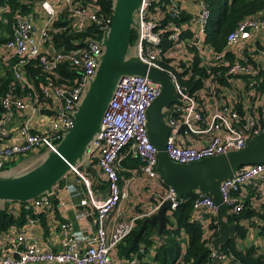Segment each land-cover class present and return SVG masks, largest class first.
<instances>
[{"label": "built area", "instance_id": "built-area-1", "mask_svg": "<svg viewBox=\"0 0 264 264\" xmlns=\"http://www.w3.org/2000/svg\"><path fill=\"white\" fill-rule=\"evenodd\" d=\"M160 1H141L137 11L139 42L136 45L139 57L165 70L176 89L178 101L168 107L167 121L172 129L165 148L167 155L175 162L190 163L242 149L248 136L264 131V18L253 15L240 21L226 35L224 48L217 51L206 41L210 18L206 0H167L159 4ZM40 4L46 15L40 17L35 11L18 15L12 37L0 46V54L6 53V58L13 63L19 83L32 88L31 101L11 93L2 98L4 111L0 116V131L8 136V125L16 113H23V124L17 140L5 142V137L0 138V168L15 158L55 148L65 133L74 128L76 120L69 112L76 110L88 89L89 79L99 67L102 39H90L85 45L57 50L53 34L62 32L65 27L83 32L93 24L102 26L103 30L113 21V15L101 17L94 2L43 0ZM59 4L69 9L71 17L66 26L58 28L55 21ZM7 8L0 7L1 10ZM195 57L199 58L198 67L204 68L206 75L196 74L201 86L191 90L183 81L190 77ZM32 59L38 60L46 71L41 95L23 71ZM62 63H67L75 73L74 80L60 72ZM159 91L158 83L143 76H127L119 83L101 131L86 153L97 169L99 184L106 183V194L96 192L93 179L85 175L84 167L72 168L71 172L78 175L76 183H68L69 176H66L64 186L69 198L79 201L75 205L74 222L59 224L60 250L46 247L35 229L36 225L41 226L40 215L51 211L48 194L27 203H8L9 211L16 217L24 210H32L35 216L28 219L26 228L18 230L12 225L6 239L0 233V264H140L139 255L116 259L114 252L132 232L137 220L153 218L164 201L171 202V211L180 203L175 199L174 190L165 185L158 173V151L147 133V109ZM46 108L53 113L44 111ZM36 119L40 121L34 127ZM205 132L211 136L202 145L185 140L189 134ZM128 156L141 160L143 174L130 177L126 186L137 178L152 187L160 186L162 191L153 192L148 205L120 219L128 190L120 183L119 171ZM78 185L84 186V190ZM248 186L264 196V163L241 167L222 183V195L232 214L244 208L243 197L249 191ZM61 188L60 184L57 199ZM233 192L238 195L232 196ZM197 193L194 216L206 227L215 217L216 206L211 196ZM69 204L74 206L72 202ZM61 205H66L64 200ZM112 218L115 221L110 225ZM3 242L7 247H2ZM144 251L141 248L139 253ZM180 259L177 264H183ZM219 260H227V255L222 253Z\"/></svg>", "mask_w": 264, "mask_h": 264}, {"label": "water", "instance_id": "water-1", "mask_svg": "<svg viewBox=\"0 0 264 264\" xmlns=\"http://www.w3.org/2000/svg\"><path fill=\"white\" fill-rule=\"evenodd\" d=\"M141 1L114 0L112 24L103 28L100 42L103 54L97 72L89 79L88 89L76 110L69 112L76 120L74 128L65 133L55 148L46 149L47 155L41 162L25 165L18 170H0V201L27 203L48 194L50 208L55 209L56 190L73 167L81 166L90 172H97L86 153L101 131L104 116L119 83L127 76L147 77L160 85L157 98L147 109V133L158 151V173L166 186L174 190L176 200H181L192 190L212 197L218 225V233L211 241L212 260L215 264H221L219 256L222 246L235 240L237 234L236 226L228 222L233 214L229 211V204L224 201L221 185L241 167L264 163V131L248 136L245 146L239 150L190 163H179L169 158L165 148L172 127L167 117L169 105L178 101L175 86L165 70L151 66L139 57L136 45L139 38L134 43L136 54L128 55L133 29L139 30L135 13ZM1 137L5 135L0 131ZM170 204L169 200L164 201L151 219L159 221V230L162 229V221L166 218Z\"/></svg>", "mask_w": 264, "mask_h": 264}, {"label": "trees", "instance_id": "trees-1", "mask_svg": "<svg viewBox=\"0 0 264 264\" xmlns=\"http://www.w3.org/2000/svg\"><path fill=\"white\" fill-rule=\"evenodd\" d=\"M25 1L0 0V7H8L5 10L0 9V46L5 45L12 37L17 16L31 12L34 6L33 0H27L31 4L29 6L25 4ZM37 1L41 2L43 0ZM85 1L96 3L99 7L98 14L101 17L113 15L114 0ZM162 1L167 0H161L159 4ZM206 2L210 9L206 41L217 51L224 48L226 35L240 21L253 15H260L264 18V0H206ZM57 7L59 16L55 21V26L58 28L64 27L70 22L71 13L63 5L59 4ZM182 15L185 17V14ZM102 37V26L98 24L88 26L83 32H76L70 27H65L62 32L53 34V43L55 49L64 50L78 45H85L90 39L101 40ZM137 38L138 31L133 29L131 44H134ZM198 62L199 58L195 57L192 73L187 80L183 81L191 90L201 86V82L196 80L195 75L199 74L201 77L206 75L205 69L198 67ZM59 70L65 78L74 80L75 73L67 63L60 64ZM212 70L214 71V67ZM23 71L25 76L32 82L33 87L36 88L37 93L41 95V87L45 83L46 71L40 66L39 61L36 59L30 60L24 66ZM30 92H32V88L22 86L16 79L13 63H11L4 74L0 76V116L4 111L2 106L4 95L11 93L14 97L31 101ZM41 100H44V98ZM44 111L53 113L47 108ZM17 159L20 158L13 160ZM141 165L142 162L139 158L131 156L125 158L121 163L122 169L119 171L121 185L124 178L131 176V172L127 171V168H140ZM7 166L8 164H5L0 169H6ZM60 184L63 187L65 180L63 179ZM97 186L95 184L94 189ZM251 186L247 195L243 197L244 208L228 219L229 223L236 226L237 234L235 240L228 241L222 246V253L227 255V260L220 261L221 264H264V253H258V248L255 245L247 243L242 245L239 243V241H244L247 238L252 227L263 235L264 196H261ZM106 187V183H104L101 185L100 190H106ZM231 195L237 196L238 192H233ZM197 196L196 190H192L182 197L176 209L166 211V218L162 221L161 231H159V221L157 219L143 218L137 220L132 232L119 244L116 258L130 259L135 255H139L141 259L142 254L139 251L142 246H145L147 252L153 249L155 252L154 259L158 261V264H177L180 258L183 264H215L212 260L211 240L218 233V225L215 217L206 227L195 218L193 203ZM8 203L0 201L1 234L6 233L14 224L23 226L30 217L35 216L32 210H24L19 217H16L9 211ZM44 214L42 213L40 217L45 224Z\"/></svg>", "mask_w": 264, "mask_h": 264}, {"label": "crops", "instance_id": "crops-1", "mask_svg": "<svg viewBox=\"0 0 264 264\" xmlns=\"http://www.w3.org/2000/svg\"><path fill=\"white\" fill-rule=\"evenodd\" d=\"M40 3H41L40 1L33 0L34 6L32 5L33 8L31 10V12L35 11V12H37L38 15H40V17H43L46 14H45L44 10L41 8ZM25 4L28 6L31 5L27 0L25 1ZM26 14H28V12H26ZM40 22H41V20L39 19L38 23H40ZM10 63H11L10 60H8L6 58V53L3 52L2 54H0V76H2L4 74L6 68H8L10 66ZM39 121H40V119H36L32 125L35 127ZM22 124H23V113L22 112L16 113L12 122L8 125V128H9L8 131L9 132H7L8 134H6L8 136H5V138H4L5 142H13V141L18 139V131L21 128ZM210 136H211V134L208 132L192 133V134H189L188 136H186L185 140L189 144L202 145L203 143H205L208 140V138ZM1 138H3V137H1ZM31 154H34V153H31ZM15 161L16 160H11L10 162H8L7 163L8 166L6 168L8 169L9 165ZM0 170H2V169H0ZM127 171L131 172L130 177L142 176V174H143L142 170L140 168H127ZM84 173H85V175L87 174L86 176H91V178L93 179V185H95V184L98 185L97 188L95 189L97 193H100L101 195L106 194V190H100L101 185L99 184L100 179H99V177H97V176H99L98 172L93 173V172L88 171L85 168ZM68 176H69L68 177V181H69L68 183H71V182L76 183V176H78V175L71 172ZM130 177L124 178V182H123L124 187L127 185L128 179ZM78 186L84 190V186H82V185H78ZM249 187L250 186H248V190H250ZM126 188L128 190V197L122 203V206L120 209L121 215L119 216L120 219L128 218L133 213L138 212L140 210L141 206H146L151 202L149 197L153 192H161L162 191V188L160 186L152 187V186H150V184H146L137 178H135L134 182L130 183V185L126 186ZM58 197H59V199H58V204H57L56 208L51 210V211L43 212V213H45L44 214L45 224L43 223V219L39 218V219H41L40 220L41 226L40 227H37V225L35 226L36 232L39 235V237L41 238L42 243L46 247L53 249V250H60V248H61V236L59 233V224L62 222H65V221H70L71 223L74 222L73 218H74V214L76 213L75 205L79 201L78 198H75L73 200H71L69 198V195L67 193V190L65 189V186H63L61 189H59ZM63 200L66 203L65 206L61 205V202ZM71 202L74 204L73 207L71 206V204H69ZM114 221H115V219L112 218L110 225H112L114 223ZM27 225H28V220L23 226H18L16 224L13 226H16L17 227L16 229L19 230L22 228H26ZM10 229L6 233H8L10 231ZM159 231H161V229ZM6 233L3 234V235H5V237H4L5 239H6ZM12 236H14V234H12ZM245 240H247V242L239 241V243L242 245H244L245 243L253 244L258 248V253H264V233H263V235H261L259 232H257V229L252 227ZM2 247L3 248L7 247L6 242H3ZM141 248L145 249V246H142ZM141 254H142V258L140 259V264H158V261H155V259H154L155 252L153 251V249H150L148 252L145 250L144 253H141ZM114 256L115 257L118 256L117 250L114 252ZM116 259H119V258L117 257ZM228 264H232V263H228Z\"/></svg>", "mask_w": 264, "mask_h": 264}, {"label": "rangeland", "instance_id": "rangeland-1", "mask_svg": "<svg viewBox=\"0 0 264 264\" xmlns=\"http://www.w3.org/2000/svg\"><path fill=\"white\" fill-rule=\"evenodd\" d=\"M135 20H138L137 12L135 13ZM135 54H136V46H135V44H131L128 55L130 56V55H135ZM46 155H47L46 149H43L41 152H38V153L27 154L26 157H21L20 159L16 160L15 162H12L9 165L8 169L18 170V169H21L25 165H30L33 163H39L42 160H44ZM244 241L247 242V240H244Z\"/></svg>", "mask_w": 264, "mask_h": 264}]
</instances>
